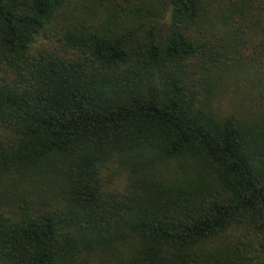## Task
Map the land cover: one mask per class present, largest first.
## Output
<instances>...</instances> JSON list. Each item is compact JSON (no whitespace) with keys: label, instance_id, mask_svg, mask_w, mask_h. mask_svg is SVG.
Masks as SVG:
<instances>
[{"label":"trees","instance_id":"obj_1","mask_svg":"<svg viewBox=\"0 0 264 264\" xmlns=\"http://www.w3.org/2000/svg\"><path fill=\"white\" fill-rule=\"evenodd\" d=\"M0 264H264V0H0Z\"/></svg>","mask_w":264,"mask_h":264},{"label":"rangeland","instance_id":"obj_2","mask_svg":"<svg viewBox=\"0 0 264 264\" xmlns=\"http://www.w3.org/2000/svg\"><path fill=\"white\" fill-rule=\"evenodd\" d=\"M122 178L123 177L119 178L117 181H115V183H121L122 182Z\"/></svg>","mask_w":264,"mask_h":264}]
</instances>
